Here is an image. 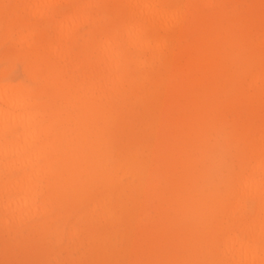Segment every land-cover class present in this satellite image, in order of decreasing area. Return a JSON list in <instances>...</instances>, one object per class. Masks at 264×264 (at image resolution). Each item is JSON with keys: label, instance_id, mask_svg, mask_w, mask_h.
<instances>
[{"label": "bare ground", "instance_id": "bare-ground-1", "mask_svg": "<svg viewBox=\"0 0 264 264\" xmlns=\"http://www.w3.org/2000/svg\"><path fill=\"white\" fill-rule=\"evenodd\" d=\"M14 1L37 86L0 84L3 261L264 264V0Z\"/></svg>", "mask_w": 264, "mask_h": 264}, {"label": "rangeland", "instance_id": "rangeland-1", "mask_svg": "<svg viewBox=\"0 0 264 264\" xmlns=\"http://www.w3.org/2000/svg\"><path fill=\"white\" fill-rule=\"evenodd\" d=\"M0 3L6 4L9 7H14L19 10V6L15 4L14 0H0ZM89 30L88 26L82 28V31L87 32ZM19 35L17 31L14 33L8 34L3 27V23L0 22V84L11 82L14 85H21L25 88H34L37 86V83L32 78L31 73L29 71L30 59L25 55L24 50L19 42ZM231 131L234 130L233 124L229 127ZM235 133L234 131L232 132ZM215 138H211L210 142L214 143ZM229 149L226 153V157L228 161H234L236 156V150L234 148L235 140L229 141ZM219 146V143L213 145V150L215 152L216 148ZM217 152V151H216ZM215 152V153H216ZM247 204L249 205V209L253 211L255 208V201L252 199L247 200ZM147 214L153 215L155 214L152 207L147 209ZM43 219V217L37 218ZM75 222V217H72L70 220V224H57L59 229L64 230L66 233L69 232L71 223ZM27 232H25V235ZM14 234H7L0 230V264H14L15 261L5 260L3 261V252L5 249H13L15 253H19L21 248L16 244V240L14 239ZM67 244V241L64 243ZM120 244H118L119 246ZM88 247L79 248V250H72L73 257L77 258L85 249ZM42 252V251H41ZM48 257V264H62L67 256V252L63 253L62 258L54 259L53 255L44 253ZM44 255V256H45ZM150 257V256H149ZM148 260L149 261V258ZM68 264V263H67Z\"/></svg>", "mask_w": 264, "mask_h": 264}]
</instances>
